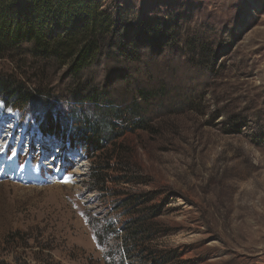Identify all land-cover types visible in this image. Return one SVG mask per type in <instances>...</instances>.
Here are the masks:
<instances>
[{
	"label": "rangeland",
	"instance_id": "374dc122",
	"mask_svg": "<svg viewBox=\"0 0 264 264\" xmlns=\"http://www.w3.org/2000/svg\"><path fill=\"white\" fill-rule=\"evenodd\" d=\"M97 2L135 62L0 58L34 96L0 100V264H264V0ZM82 82L117 101L98 150ZM13 156L33 180L2 169Z\"/></svg>",
	"mask_w": 264,
	"mask_h": 264
},
{
	"label": "trees",
	"instance_id": "16d2710c",
	"mask_svg": "<svg viewBox=\"0 0 264 264\" xmlns=\"http://www.w3.org/2000/svg\"><path fill=\"white\" fill-rule=\"evenodd\" d=\"M118 23L97 0H0V58L26 46L32 58L53 60L67 66L72 75L104 57L135 62L136 38L122 32ZM20 86L0 77V100L12 109L22 110L34 96ZM73 98L89 106L91 114L104 115L96 122L83 113L76 126L83 134L82 139L78 135L79 141L98 150L117 119L119 111L110 110L117 101L88 82L81 83Z\"/></svg>",
	"mask_w": 264,
	"mask_h": 264
},
{
	"label": "bare ground",
	"instance_id": "6f19581e",
	"mask_svg": "<svg viewBox=\"0 0 264 264\" xmlns=\"http://www.w3.org/2000/svg\"><path fill=\"white\" fill-rule=\"evenodd\" d=\"M4 160H5L4 154H0V162L4 161ZM4 168L9 170L10 175L13 177V179H16L17 181L28 182L29 180H33L31 172L29 171L30 170L29 166H24V167L18 168L17 167V161L15 160L14 156L10 157L9 159H7L5 161L2 169H4ZM61 180H62L61 181L62 183H66V184L70 183V180L68 179V177L62 178ZM55 181H57V180H55Z\"/></svg>",
	"mask_w": 264,
	"mask_h": 264
}]
</instances>
